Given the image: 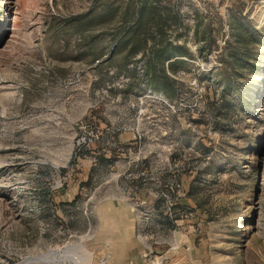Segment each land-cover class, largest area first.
<instances>
[{"label":"rangeland","instance_id":"374dc122","mask_svg":"<svg viewBox=\"0 0 264 264\" xmlns=\"http://www.w3.org/2000/svg\"><path fill=\"white\" fill-rule=\"evenodd\" d=\"M0 264H264V0H0Z\"/></svg>","mask_w":264,"mask_h":264},{"label":"bare ground","instance_id":"6f19581e","mask_svg":"<svg viewBox=\"0 0 264 264\" xmlns=\"http://www.w3.org/2000/svg\"><path fill=\"white\" fill-rule=\"evenodd\" d=\"M70 250V249H69ZM69 250H67L68 252H69ZM63 252H65V251H63Z\"/></svg>","mask_w":264,"mask_h":264}]
</instances>
